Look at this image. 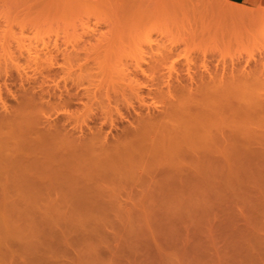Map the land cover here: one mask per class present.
Segmentation results:
<instances>
[{"label": "rangeland", "instance_id": "rangeland-1", "mask_svg": "<svg viewBox=\"0 0 264 264\" xmlns=\"http://www.w3.org/2000/svg\"><path fill=\"white\" fill-rule=\"evenodd\" d=\"M225 7L264 11L263 7H245L230 0H0V88L3 96L6 100L9 94L7 100L11 102L7 104L8 107L12 105L9 107L12 113L18 111L23 102L29 105L33 96L40 102L47 97L51 101L49 105L52 103L53 108H57L52 110V106L43 103L50 114L54 113L51 117L56 118L61 112L58 117L64 123L69 115H74L73 119L77 116L80 121L83 113L87 114L89 117L84 118L92 120L90 125L96 127L92 133L99 130L101 115L110 109L116 124L121 121L119 129H113L112 136L110 134L113 140L119 133L122 135L125 127L129 128L128 121L119 119L120 113L115 114L118 108L128 118L134 112L128 108L129 102L140 109V102L132 90L134 86L130 84L136 79L152 84L141 69L154 76L156 82L163 80L162 77L165 79L170 71L174 75L185 74L187 63L192 65L194 73L199 71L204 60L208 65L211 63L212 69L222 60L228 64L233 61L244 64L246 59H251L253 66L261 63L264 39L257 33L260 32L258 29H263L262 24L251 19H233L225 12L221 13ZM220 16L223 25L226 24L224 27L228 25L226 29L218 24H222ZM51 68L62 72L57 70L53 74ZM23 73L28 75L25 77ZM34 81L40 87L34 86ZM57 83L62 88L56 86ZM53 84H56L54 91ZM30 85L36 89V95ZM26 88L30 89L25 91ZM37 88L43 91L37 92ZM84 89L95 93L87 92V97L83 94ZM29 91L34 94L32 97ZM142 93L147 101H152L147 89L144 88ZM24 96H30V99H24ZM79 97L90 102H87L89 106L94 104L92 112V108L86 106L91 116L95 110L93 118L83 103L80 104ZM67 99L72 103L77 99L76 105L71 102L68 105ZM36 100L31 103L34 107L40 103ZM79 105L82 106L77 107ZM67 108L69 111L66 112ZM79 109L85 112H78ZM76 111L81 115H76ZM98 118L99 124L93 121ZM73 119L72 124H76L77 120ZM106 125L102 135L111 131L110 124ZM68 128L72 129V125ZM79 133L75 131L72 135L77 138ZM87 133L92 135L89 130ZM155 166L148 167L151 175L146 167L130 179L124 176L126 180L121 178L120 183H124L120 185L118 181L114 192H80L88 193L87 199L85 195L75 193L78 199L108 202L104 206H82L76 200L75 206L60 210L17 208L16 214V209L14 213L0 208V264H264V193L254 189L256 179L235 176V180L228 174L220 173L216 177L211 173L195 174L187 169L179 176L173 166L166 173L156 172ZM223 166L226 164L217 167L222 169ZM160 183L171 188L163 191L158 188ZM109 185L113 187V184ZM14 193H11L14 197L10 195L12 198H16L17 193ZM45 197L48 195H42V200ZM15 214L18 217H10ZM4 252L12 257L8 258ZM41 256L47 261L38 260Z\"/></svg>", "mask_w": 264, "mask_h": 264}, {"label": "bare ground", "instance_id": "bare-ground-1", "mask_svg": "<svg viewBox=\"0 0 264 264\" xmlns=\"http://www.w3.org/2000/svg\"><path fill=\"white\" fill-rule=\"evenodd\" d=\"M244 6L248 7L246 5ZM224 12L227 16L233 19L245 21L246 19L255 20L254 22L257 21L260 23V25L262 24L261 28L264 29V11L225 7L221 13ZM219 19H222L220 20L222 21V24H218L224 27L226 24L224 23L223 25V18L220 16ZM254 22H250V24H255ZM227 26L224 28L226 29ZM236 29L235 32L237 31ZM263 29H258L260 32L257 31V34H261L262 39H264ZM257 34L255 35L257 36ZM259 39L260 38L257 40ZM260 43H263V41ZM220 60L222 59H219V61ZM249 60L251 59H246L247 62H244V64L240 62L236 63L235 61L228 64L226 60H222L220 62L217 60L218 63L216 64V61L214 62L215 67L213 69L210 67L211 63L209 62L210 64L208 65V63L204 60L203 64H201L202 67H199L200 69L197 73H194L192 65L187 63L186 70H184L186 71L185 74H183V72H178L176 75H174L172 71H170L165 79L162 77L163 80H158L156 82L154 76L146 74V72L141 69L140 71L142 74L150 79L152 84L140 82L139 79H134V82L137 83L134 84L133 82V84H130L131 86H134H132V90L135 92L137 102H140V109L138 110L130 100L131 102H129L128 105H125H127L129 109H133L134 112L131 114V118L130 116L128 118L126 115H123L121 109L118 108V112L115 114L117 115V113H120L119 119L122 121L127 120L129 123V128L127 129V127H125V129L122 127L125 129L122 130V135L119 136L120 133L118 132L119 135H116L113 140L111 138L113 134L112 130L120 127L119 123L121 121L116 124L115 118H113V115H110L109 113L111 112L110 109V111L104 110L106 112L101 115V124L97 128L99 130H97L96 133H92V131H94L93 129L96 127L93 128L90 125V121L92 120L84 118L85 116L89 117L87 114L84 115L83 113V119L81 118V120L78 121L79 118H77L76 115L80 114L78 112L82 111V109H79L78 112L76 111V119H73L74 115H69L70 117H68V120L65 119L68 123H63L59 118L61 115L60 111H62V108L60 109V107V113L56 111L59 116H57L58 119L57 117H51V115L53 116L54 113L50 114L48 110L44 108L43 103H47L48 106H52L53 104L51 103L49 105L51 101L46 99L47 97L45 96L44 97L46 100L42 99L44 102H42V100L41 102L37 101V98L35 99L36 102L41 103L40 105V103L37 104L35 102L37 107H34L33 104H31L32 101H35L34 96L32 100L29 98L30 96L27 97L31 100L28 101V103L31 102L29 103L30 106H26L27 103L23 102V104H18L21 108L18 106V111H15L16 108L12 109L15 111L12 113L11 109L9 108H12V105L10 104L11 100H7L9 94H6V101V96H3L2 89L0 88V109H3L0 111V208L3 210L7 209L8 211L11 210V212L14 211V213L16 209V214H18L17 208H33L34 211L36 208L39 209L42 207H48L53 210L54 208H57L58 210L59 208L61 209L63 207L70 208L75 206V203H77L76 200H78L80 203L79 205L82 206H104V204H108V202L105 203L102 201L103 203H100L93 200L91 201V199L86 200L88 193H81H85L83 191L88 192V190H109V192H111L114 188L117 189V183L118 181L120 183L121 178H124V176H126L125 178L132 177L135 175V173L137 174L138 170H143V168H148L149 165L153 164L157 165V167L155 166L156 172L166 173L167 170L174 168L175 172L177 171L179 176L182 175L183 169L184 171L187 169V171L189 170L190 172H195V174L197 172H202L204 174L211 173L212 175L215 174L216 177L220 173L224 175L228 174V177H233V179L235 176H245L246 178L250 177L251 179H254V181L256 179V182H254L255 184H253L254 189L260 190L264 193V58L261 59V63H258L256 66H253L251 63L252 61ZM44 65L45 64H43V66ZM50 66L52 67L53 64ZM65 67L66 66H64V68ZM57 70H54L53 74H56ZM58 71L62 72L61 69ZM45 72L49 73L46 70ZM45 72H42V75L45 74ZM61 72L60 75L62 76ZM69 72L70 71L67 73L71 75ZM23 74L25 77L28 75L26 73ZM65 74H63V76H65ZM57 75H59V72ZM49 76L50 75H48V77ZM29 78L31 79V77ZM51 80L53 81V78ZM25 81L27 80L25 79ZM46 81L47 80H45V82ZM61 81H63L62 77ZM47 82L50 83V80ZM33 83L34 86H37V82L36 84L35 81L32 82V84ZM58 83L57 85H53L59 87L60 84ZM66 84L68 83H65V85ZM9 85L10 84H8V86ZM47 85L50 86V84ZM31 86L32 85L29 87ZM56 86L51 87L52 90L56 88ZM37 87H40V85ZM31 88L33 89L34 87L32 86ZM64 88L65 87H63V89ZM144 88L148 90V93L150 96H152L154 102H152V98L150 99L152 101H147V97H143L145 95L142 93V91L144 92ZM27 89L30 88H26L25 91H28ZM37 89V92L43 91L40 88ZM39 89L41 91H39ZM82 89L81 92H83ZM35 90L36 89H33V91H31L35 94ZM49 90L47 91L49 92ZM90 90L93 91V89ZM64 91L66 92V90ZM29 92L25 93L28 94ZM32 92H30L31 97L33 94ZM78 92L80 91H77L76 93ZM87 92L89 93L90 91L85 90L83 94L88 97ZM94 93L95 92L92 94L94 95ZM53 94L55 95L56 93ZM62 94H64V92ZM71 94L73 95V93ZM15 95L11 94L13 97ZM91 95H89V97ZM40 96L44 98L42 94H40ZM96 96L92 97L95 98ZM50 97L52 98L51 94ZM17 98L18 97L16 95V100ZM27 98L25 97L24 99ZM80 98L81 97H79V99ZM60 99L61 98L58 100ZM88 99L90 100L92 98L90 97ZM47 100L48 102H45ZM85 100L81 98L79 100L81 102L80 104L83 103L84 107L88 105V107L92 108L94 104H90L89 106L88 103L90 102H85ZM114 100L116 101V99H113V101ZM8 101H10L9 104L11 105L9 107L7 104ZM69 102L72 103V101L67 99V104ZM118 102H120V100ZM75 103L72 104L74 105ZM108 103L111 104V100ZM123 103L126 102L123 101ZM60 104L58 105L62 107ZM68 105H70V103ZM121 105L126 107L123 104ZM80 106L82 105L77 107ZM63 107L66 108V106ZM50 108L52 109L53 106ZM113 108L115 107L113 106ZM30 109H32L31 112ZM86 109L88 108L86 107ZM33 110L36 114L33 112ZM89 110L90 109L86 111H88L90 114V112L93 111V108L90 112ZM67 111H69L68 108L66 112ZM82 112H85V110ZM93 113H95V110ZM48 114H50V116H48ZM66 114L68 115V113ZM92 116L90 114V117ZM62 117L64 116L62 115ZM118 117L116 116V118ZM94 118H97V116ZM72 119L77 120L78 123L76 122V124H72ZM98 120L99 118L97 121L96 119H93V121L97 123ZM108 123L110 124L109 127L111 126V131L108 132L106 129L107 132L104 131L106 134L104 133L105 135H102V131ZM69 125H72V129L70 130L68 128ZM87 130H89L92 135H88ZM75 131H78V133L80 132L77 138L75 136L73 137L72 135V133H75ZM219 163L226 164V167L223 166V168L220 169L222 166L220 168L217 167L221 165H218ZM166 164L171 165V167H169L170 169H168ZM148 171L149 168L147 172ZM149 173L151 175V171H149ZM224 175L222 176L224 177ZM140 177L143 176L141 175ZM123 183H120V185ZM109 184H113V187ZM115 184L116 187L114 186ZM108 185L109 187H112V189L108 188ZM158 188L162 190L164 188H168L167 190H169L171 187L167 184L165 186L164 183H160ZM77 192L83 196L85 195L84 198L86 199L76 198L78 197V194H75ZM11 193H17L15 195L16 198H12L10 195L13 194ZM42 195H48V198L45 197L46 199L42 200ZM30 196L33 198H30ZM83 196H80L79 198H83ZM106 199L107 198H105V201ZM95 200L97 199L95 198ZM110 205H112V202L109 203V206ZM263 207L264 205L262 208ZM23 211L26 210H22V212ZM3 214L5 213L3 212ZM16 214L15 217H10L13 219L18 217ZM47 217H44V219ZM4 253L6 254V252ZM11 254L13 253L11 252ZM45 256L47 255L45 254ZM41 257L42 258L38 257V260L41 261L43 259V261H47V258L44 259V256Z\"/></svg>", "mask_w": 264, "mask_h": 264}, {"label": "crops", "instance_id": "crops-1", "mask_svg": "<svg viewBox=\"0 0 264 264\" xmlns=\"http://www.w3.org/2000/svg\"><path fill=\"white\" fill-rule=\"evenodd\" d=\"M230 1L236 4L246 5L248 7H253V8L263 7L264 8V0H230Z\"/></svg>", "mask_w": 264, "mask_h": 264}]
</instances>
